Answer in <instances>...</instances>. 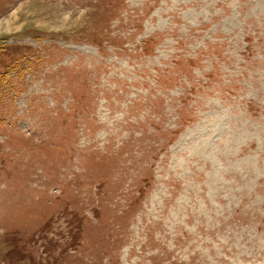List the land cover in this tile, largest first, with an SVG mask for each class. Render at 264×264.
<instances>
[{
  "label": "rangeland",
  "instance_id": "rangeland-1",
  "mask_svg": "<svg viewBox=\"0 0 264 264\" xmlns=\"http://www.w3.org/2000/svg\"><path fill=\"white\" fill-rule=\"evenodd\" d=\"M0 264H264V0H0Z\"/></svg>",
  "mask_w": 264,
  "mask_h": 264
}]
</instances>
